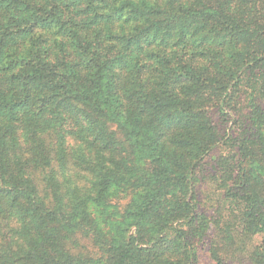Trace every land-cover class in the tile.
Wrapping results in <instances>:
<instances>
[{
  "label": "trees",
  "instance_id": "obj_1",
  "mask_svg": "<svg viewBox=\"0 0 264 264\" xmlns=\"http://www.w3.org/2000/svg\"><path fill=\"white\" fill-rule=\"evenodd\" d=\"M205 241L264 264V0H0V264Z\"/></svg>",
  "mask_w": 264,
  "mask_h": 264
},
{
  "label": "rangeland",
  "instance_id": "obj_2",
  "mask_svg": "<svg viewBox=\"0 0 264 264\" xmlns=\"http://www.w3.org/2000/svg\"><path fill=\"white\" fill-rule=\"evenodd\" d=\"M214 121L217 123L218 118L213 116ZM220 152H223L220 148H215L211 151L209 156L206 158V161H209L210 164L214 163V157H216ZM210 194L211 200H213L214 196L211 194V188L209 185H201L198 187V196L200 199H205L207 195ZM198 264H215V262L210 258L208 250H207V243L202 242L198 246ZM227 264H235L232 262H228Z\"/></svg>",
  "mask_w": 264,
  "mask_h": 264
}]
</instances>
